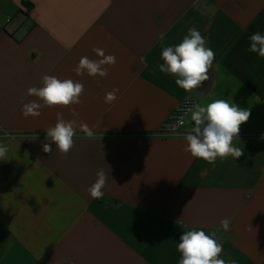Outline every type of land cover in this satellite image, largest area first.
<instances>
[{
  "label": "crops",
  "instance_id": "obj_1",
  "mask_svg": "<svg viewBox=\"0 0 264 264\" xmlns=\"http://www.w3.org/2000/svg\"><path fill=\"white\" fill-rule=\"evenodd\" d=\"M189 28L215 60L210 79L185 92L159 65L162 46ZM257 31L264 0H0V264H179L190 229L217 231L226 261L264 264V58L247 51ZM94 48L116 63L103 78L77 75L81 57L100 59ZM44 75L82 83L81 103L25 118L23 103H42L28 89ZM186 98L248 109L234 141L244 155L214 166L193 158L183 151L188 119L181 136H156ZM57 113L95 134L77 129L67 156L46 140ZM101 169L97 200L88 189Z\"/></svg>",
  "mask_w": 264,
  "mask_h": 264
},
{
  "label": "clouds",
  "instance_id": "obj_2",
  "mask_svg": "<svg viewBox=\"0 0 264 264\" xmlns=\"http://www.w3.org/2000/svg\"><path fill=\"white\" fill-rule=\"evenodd\" d=\"M163 40V37H161ZM250 53H257L264 58V34L254 32L249 37ZM204 36L196 29L189 28L187 35L182 42L176 46H162L161 58L163 63L159 65V72L168 73L176 77L175 83L185 92H191L199 88L210 79L208 73L215 60V52L206 46ZM93 51L100 59L93 60L88 57H81L78 65L73 69L77 75L106 77L108 72L106 65H114L116 57L105 55L103 49L94 48ZM42 87H30L28 94L35 96L39 101L23 103L22 115L39 117L42 108L53 106L67 107L72 104H80V97L84 91V85L71 79L61 80L55 76L44 75L41 79ZM119 89L114 88L104 96V102L111 104L117 99L116 93ZM73 115H78L72 110ZM250 111L229 102L225 99H215L206 105L199 103L187 107L180 123L186 119L194 126L184 134L186 146L183 151L190 153L193 158L202 159L208 164L215 165L217 158L224 160L231 156L234 160L244 155L242 147L237 146L234 141L239 138L240 127L250 118ZM173 131L176 125L170 126ZM79 129L84 134L82 138L91 139L94 131L86 122L76 120H65L61 113H57V121L53 127L46 130V140L54 142L56 150L67 156L74 147V137ZM14 139V137H12ZM44 153H52L49 143H44ZM8 147L0 142V160H7ZM96 181L89 187L88 192L93 199H101L104 196L102 191L108 179L103 169L96 173ZM221 228L228 232L230 221L224 218L220 221ZM178 251L182 258L179 264H236L235 260L226 261L220 258L223 252V244L217 235V231L205 233L203 230L190 229L180 236Z\"/></svg>",
  "mask_w": 264,
  "mask_h": 264
},
{
  "label": "built area",
  "instance_id": "obj_3",
  "mask_svg": "<svg viewBox=\"0 0 264 264\" xmlns=\"http://www.w3.org/2000/svg\"><path fill=\"white\" fill-rule=\"evenodd\" d=\"M196 104V101L191 98H186L185 100L181 101V103L177 106L175 111L170 115L168 120L162 125V129L158 131L157 135L160 138H168V137H176L181 136L183 129L185 128V124L187 119L183 124L180 123V117L183 114V111L187 108ZM171 125H176V130L173 131L170 127Z\"/></svg>",
  "mask_w": 264,
  "mask_h": 264
}]
</instances>
